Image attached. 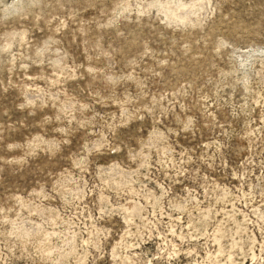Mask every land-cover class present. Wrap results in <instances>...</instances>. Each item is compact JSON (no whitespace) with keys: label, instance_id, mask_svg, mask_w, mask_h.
<instances>
[{"label":"rangeland","instance_id":"1","mask_svg":"<svg viewBox=\"0 0 264 264\" xmlns=\"http://www.w3.org/2000/svg\"><path fill=\"white\" fill-rule=\"evenodd\" d=\"M0 264H264V0H0Z\"/></svg>","mask_w":264,"mask_h":264}]
</instances>
